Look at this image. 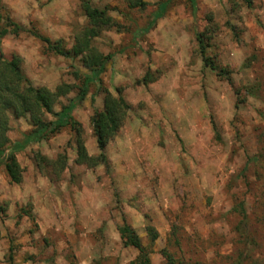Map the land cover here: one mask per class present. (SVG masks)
I'll list each match as a JSON object with an SVG mask.
<instances>
[{"label": "rangeland", "instance_id": "rangeland-1", "mask_svg": "<svg viewBox=\"0 0 264 264\" xmlns=\"http://www.w3.org/2000/svg\"><path fill=\"white\" fill-rule=\"evenodd\" d=\"M81 1L113 22L92 41L111 56L101 85L71 112L87 156L97 155L89 118L101 90L128 109L105 164L74 163L64 127L15 154L18 184L0 166V264H129L137 252L118 237L123 223L150 264H264V0H194L193 10L188 0H0V27L8 16L21 29L1 38V59L17 56L33 86L71 87L54 112L76 93L73 72L87 71L30 32L69 49L87 25ZM196 34L214 71L202 66ZM30 129L8 115L10 142ZM59 159L62 168L51 166Z\"/></svg>", "mask_w": 264, "mask_h": 264}, {"label": "trees", "instance_id": "trees-1", "mask_svg": "<svg viewBox=\"0 0 264 264\" xmlns=\"http://www.w3.org/2000/svg\"><path fill=\"white\" fill-rule=\"evenodd\" d=\"M241 1L245 6H250V0ZM126 2L128 8L144 6L141 0H126ZM188 2L193 10L194 0H188ZM166 4L167 2L158 4L152 20L144 28L145 32L151 28L156 19L161 17ZM80 9L87 25L74 35L69 49H63L58 42L52 44L47 38L30 32L34 38L45 46L47 51L66 59H77L82 68L87 71L85 74L73 72L74 78L80 80V84L74 97L69 99L65 105H62L57 112L53 111V105L58 98L70 93L71 87L69 85L60 84L53 91H49L44 87L33 86L22 73L20 59L17 56H12L8 61L0 57V166L3 167L8 181L12 184H18L21 179V170L16 162L15 154L29 143H39L58 133L64 127H68L72 133L75 152L74 163L83 164L90 168L98 163L105 164V146L118 131L128 109V106L120 97H112L106 90H101L103 95L102 108L100 111H94L89 118L97 155L95 157L87 156L83 147L79 125L73 120L71 112L84 99L91 83L101 85L99 76L111 56L102 55L94 47L92 41L99 36L101 31L111 27L113 22L106 15L105 10L92 8L86 1L80 2ZM4 22V27H0V40L7 34H18L21 31L20 27L12 22L8 16L4 17ZM195 41L202 66L214 71L216 66L205 57V46L197 34L195 35ZM217 74L222 75L224 73L219 70ZM249 94L251 95L250 92ZM8 115L13 118H25L31 128L23 133L20 141L10 142L7 138ZM46 115L51 119H46ZM62 162V159H59L51 166L59 163L62 168L64 165V162ZM238 207L241 216L244 217L241 205H238ZM117 233L124 247H131L137 252V255L129 264H150L148 252L141 245L139 238L130 226L123 223L118 228ZM145 234L150 244L157 238V233L152 227L147 226ZM167 264H171L170 261Z\"/></svg>", "mask_w": 264, "mask_h": 264}]
</instances>
